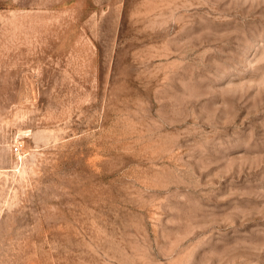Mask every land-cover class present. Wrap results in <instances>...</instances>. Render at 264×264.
Returning <instances> with one entry per match:
<instances>
[{
    "label": "rangeland",
    "instance_id": "rangeland-1",
    "mask_svg": "<svg viewBox=\"0 0 264 264\" xmlns=\"http://www.w3.org/2000/svg\"><path fill=\"white\" fill-rule=\"evenodd\" d=\"M0 264H264V0H0Z\"/></svg>",
    "mask_w": 264,
    "mask_h": 264
},
{
    "label": "built area",
    "instance_id": "built-area-1",
    "mask_svg": "<svg viewBox=\"0 0 264 264\" xmlns=\"http://www.w3.org/2000/svg\"><path fill=\"white\" fill-rule=\"evenodd\" d=\"M14 149H15L16 152L20 151V149H21V144H16V145L14 146Z\"/></svg>",
    "mask_w": 264,
    "mask_h": 264
}]
</instances>
